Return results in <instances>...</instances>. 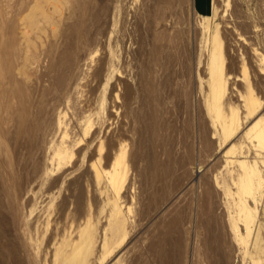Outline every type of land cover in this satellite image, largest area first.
Listing matches in <instances>:
<instances>
[{
  "label": "rangeland",
  "instance_id": "374dc122",
  "mask_svg": "<svg viewBox=\"0 0 264 264\" xmlns=\"http://www.w3.org/2000/svg\"><path fill=\"white\" fill-rule=\"evenodd\" d=\"M211 25L221 33L223 111L249 126L250 98L264 113V0H0V264H59L89 227L86 264H207L213 219L242 263L232 228L242 169L228 164L231 143L220 132L202 138V128L216 130L206 69ZM68 74L73 89L43 81ZM21 83L35 118L64 98L63 130L56 115L43 132L31 131L38 119L20 128L12 116L19 97L8 93ZM126 91L113 116L116 95ZM76 111L85 116L80 130ZM64 131L74 154L61 160ZM240 145L233 156L257 163L263 179L264 235V149ZM116 159L118 189L108 175Z\"/></svg>",
  "mask_w": 264,
  "mask_h": 264
},
{
  "label": "bare ground",
  "instance_id": "6f19581e",
  "mask_svg": "<svg viewBox=\"0 0 264 264\" xmlns=\"http://www.w3.org/2000/svg\"><path fill=\"white\" fill-rule=\"evenodd\" d=\"M203 17L210 19L208 16H203ZM165 18L167 17L162 16L160 19H165ZM156 25L160 26L161 28L166 27V24L164 22H159V18L156 21ZM218 25L215 26L211 25V28L209 29L210 38L211 41L213 42V48L211 51V56L209 58V61L207 62V68H206L208 69V73L210 75L211 110L215 115L214 117L216 121V130L214 132H209L204 130V128H202V138H204L207 141V139L215 138L217 131L220 132L224 137L226 143H231V147L226 152L229 155L231 154L235 155L234 153L238 149V145L239 144L242 145L246 141L250 143L252 142L255 147L262 150L264 149V113L260 112V109L262 107L260 100L250 98V104L247 105V108H249L248 114L256 115L252 124H250L249 126L247 125L244 126V123L242 120H240L238 114H234L233 112L231 114H225V112L223 111L221 101L223 96L225 71L223 64V60H224L223 52L219 44L221 33ZM80 38L81 39L86 38L85 32L83 31L81 32ZM263 60L264 58L260 57V61ZM73 80H74L73 76H70L69 74H68V78L62 75L61 76L47 75V79L46 80L43 79V81H46L47 84H50L54 88H57L58 86H61L63 88H67L69 86L70 88ZM75 87L79 92V85ZM71 88L73 89V85L71 86ZM16 90H13L12 93H8V96L13 95L15 97L16 96L19 97V104L21 105L20 106L21 109L17 111L15 110L12 111V116L13 117L17 116L20 118V128L22 130H23V121L24 124L27 125L28 122H32L34 119H38V125H36L35 127H31V131L33 133L43 132L45 130V125L48 122V120L53 119V115H56V117H54V120L56 121L57 131L60 132L61 130L64 129L63 127L65 124L63 121V117L64 115L67 114L66 108L68 107H66V101L64 100L63 97L60 96L57 99H55L54 101L55 105H52L50 108H47L43 111H39L35 118V115L32 112L31 105L27 104V101H25L24 98L25 96L23 94V83H21V87H19V89ZM127 91L125 94L121 96L116 95V103L114 104L112 103L113 116H118L121 112V106H122L121 104L123 102L124 103L128 102ZM153 94H152L153 97L157 95V93L155 92H153ZM156 102H154L155 109H153V113H152V119L154 121H156L157 118L159 117L158 103ZM84 119H85L84 112L76 111L75 117L73 118L74 129L78 128V130H80L82 128ZM88 122L89 121H87L86 124ZM157 125L158 123H156V125L154 126V130L156 131L159 129ZM90 127L91 126H89V124L86 127H84V132H87V130ZM68 136H69L68 132L64 131L63 142L56 150V154L61 160L68 158L69 156L73 157L74 154L72 150L73 146H71L74 139L72 141H66V138ZM109 145L110 147H112L114 143L111 142V144ZM126 147L127 146L125 144L122 145L123 152ZM233 155H231L232 159H230L228 155L226 156L227 158L230 159L228 161L230 163L228 162L227 163L228 164L237 163L238 166L242 169V173L237 177L238 180H236L235 182L238 184V188H239L237 192L238 198L235 202L236 212L234 213V214L237 213V215H235L237 217L232 222V228L236 236L239 237V241L243 244L242 259H240L242 263L237 262L235 256L238 252V249L233 244V240L231 239L232 240L231 241L227 239L226 234L222 233L221 231L222 229L219 227V224L217 222L218 219L217 220L213 219L208 226V231H209L208 237H206L203 243L204 251H202V255L205 257L206 260L204 261H206L207 264H244L246 260L250 264H264V235L262 233L260 222L259 221H258L259 223L257 222V219L259 218L258 213L260 212L259 203L262 200L260 190L262 188L263 179L261 177L260 174L261 172L257 163L251 161L248 162L245 159H241L242 156L236 157ZM120 161L121 160L116 159L113 170L108 173L109 181L115 189H118L120 185L119 184L120 181L119 179L121 177L119 171ZM225 228L226 227H224V229ZM92 235L93 234L91 227L87 228L83 232L81 240L75 245L74 249L71 252L65 250L61 254H59V256L57 257L58 263L86 264L87 253L89 251V246L91 245L92 242ZM239 250L241 252V249ZM119 257H123V255ZM119 263L120 262L118 258L117 261L114 262V264H119Z\"/></svg>",
  "mask_w": 264,
  "mask_h": 264
}]
</instances>
